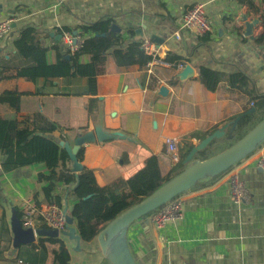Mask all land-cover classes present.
I'll list each match as a JSON object with an SVG mask.
<instances>
[{"label":"crops","instance_id":"crops-1","mask_svg":"<svg viewBox=\"0 0 264 264\" xmlns=\"http://www.w3.org/2000/svg\"><path fill=\"white\" fill-rule=\"evenodd\" d=\"M254 1L261 5V0ZM196 3L205 4L212 25L210 33L198 38L181 28L183 14ZM8 17L16 25L0 40V49L1 60H9L12 66L23 62L14 41L28 25L36 26L43 44L50 47L46 52L49 64L57 59V45L61 51L74 53L62 39L64 30L85 40L89 33L83 32V25L110 18L111 29L115 24V31L121 33L122 43L109 50L104 71L98 75L96 94L87 91V77L0 80V96L12 98L0 100V115L24 121L40 112L58 125L44 133L55 141H63L64 134L72 146L79 133L97 126L106 133L122 134L82 146L81 162L94 170L100 185L129 178L152 154L158 156L162 173H169L177 164L168 149L170 138L177 139L181 155L188 143L197 144L224 124L237 123L245 110L254 108L252 97L264 94V43L258 41L263 22L248 35L247 22L261 18L240 0H0V21ZM138 29L156 43L159 56L190 64L193 76L182 80L177 69L118 65L112 51L139 42ZM79 60L89 63L91 56L83 54ZM201 67L221 76L216 89L204 85ZM163 87L166 94L161 93ZM261 149L264 143L236 165L249 189V201L237 204L232 200L228 170L213 184L193 186L178 196L185 214L181 223L159 228L152 214L134 221L128 239L137 264H264V173L255 162ZM40 173H48L44 162L0 176V219L6 216L13 241L6 252L9 257H15L24 244L15 241L12 229L15 219L21 221L22 205L47 199ZM53 195L64 201L68 197L63 185ZM68 244L73 264H111L103 258L97 240L81 244L79 250L73 240L68 239ZM22 251L34 253L26 246ZM42 264H51V254Z\"/></svg>","mask_w":264,"mask_h":264},{"label":"trees","instance_id":"trees-1","mask_svg":"<svg viewBox=\"0 0 264 264\" xmlns=\"http://www.w3.org/2000/svg\"><path fill=\"white\" fill-rule=\"evenodd\" d=\"M240 1L247 3L252 11L259 14L264 26V0H261V5H258L254 0ZM112 20L110 18L101 19L83 25V32L89 33L85 37L83 46L74 53H70L68 50L61 51V47L57 45V59L51 64L46 61V52L50 47L43 44L37 27L34 25L22 27L14 45L23 62L21 65L12 66L9 60L2 59L0 61V80L14 77H25L32 80L38 77H87V91L96 94L98 75L104 71L106 56L112 47L121 44L123 40L121 33L111 30ZM258 41L264 43V30ZM68 54L69 56L66 57ZM83 54L91 56L89 63L80 62V56ZM112 54L120 66H129L130 64L143 66L150 59V56L141 50L138 41H133L125 49L115 48ZM168 59L174 60L173 58ZM6 71H9L8 74ZM200 79L209 89L214 90L217 88L221 76L211 68L201 67ZM7 96L8 94L0 96V100H8L9 96ZM252 98L255 100L253 104L255 109L249 112L248 109L245 110L237 123L231 124L221 138L213 139L204 149L199 150L194 159L203 160L226 149L264 119V94ZM9 101H12V98H9ZM18 105L17 97L15 99L17 109ZM57 128V124L51 122L40 112L32 113L24 121L0 115V153L2 155L0 176L20 166L44 162L48 173H40L39 178L45 181L43 190L46 200L54 199L53 192L59 186H65L68 197L65 198V201L58 199V202L62 205H69L68 211L74 218V226L81 236L82 245L97 240L99 232L109 222L182 172L188 165L183 160L195 145L192 142L188 143L185 151L181 153L180 161L165 175L161 171L158 156L152 154L147 158L145 165L129 178H119L107 185H100L93 169L84 166L80 172H75L65 146L44 135V133L52 132ZM60 139L66 142L68 140L64 134ZM214 146L216 149L209 153ZM83 152L84 149L81 147L77 154L80 161L83 159ZM224 173L208 176L198 181L195 186L211 185ZM69 199L72 203L68 201ZM150 214L152 213L143 217ZM43 227L47 226L43 225ZM68 239L66 236L41 235L37 242L32 241L19 245L20 252L15 257H9L6 252L10 250L13 241L6 216L3 215L0 219V264L16 263L19 257H23L30 263L36 260L42 264L49 254H51V264H73ZM25 246L34 253L25 255L23 251L21 252V248ZM41 256L42 258H40Z\"/></svg>","mask_w":264,"mask_h":264},{"label":"water","instance_id":"water-1","mask_svg":"<svg viewBox=\"0 0 264 264\" xmlns=\"http://www.w3.org/2000/svg\"><path fill=\"white\" fill-rule=\"evenodd\" d=\"M261 21V19L256 18L252 22H247V34H251L252 28ZM12 25L14 27L16 24L13 23ZM116 28L117 26L114 24L111 30L115 31ZM141 38L143 39L144 35L141 34V30L138 29L137 39L139 40ZM193 72L192 66L187 64L184 69L180 71L179 77L185 80L192 77ZM161 93L166 94L167 89L163 87ZM254 109L255 108H252L250 111ZM228 125L229 124L226 123L214 130L191 148L183 160V162L188 165L182 172L160 186L141 202L124 210L99 232L97 243L105 260L109 261L111 264H137L128 239V229L134 221L154 212L173 198L191 189L198 181L208 176H215L230 170L264 143L263 119L240 140L226 149L203 160L194 159L195 154L199 150L204 149L213 139L221 138L225 134ZM121 135L122 134L117 131L106 133L102 127L97 126L94 131L79 133L72 146L65 141H60V144L67 149L72 161L73 170L78 173L83 169L84 165L78 159L77 154L85 143L96 140L105 141L111 138H118ZM67 223L68 230L62 231L61 234L70 240H74L76 244L74 248L79 250L81 249V236L74 226V218L70 213H67ZM12 229L15 234L16 242H32L35 235L61 236L57 229L49 227H39L35 229L32 227L25 228L19 219H15Z\"/></svg>","mask_w":264,"mask_h":264},{"label":"built area","instance_id":"built-area-1","mask_svg":"<svg viewBox=\"0 0 264 264\" xmlns=\"http://www.w3.org/2000/svg\"><path fill=\"white\" fill-rule=\"evenodd\" d=\"M14 18L8 17L0 21V40L12 28ZM181 28L186 29L194 37H204L212 31V25L207 17L204 3H196L190 7L182 17ZM176 37L180 38L179 31ZM64 43L67 44L71 51H77L84 44V36L74 35L72 32L64 30L62 34ZM140 48L145 52L150 59L147 66H160L170 69L182 70L186 66V62L182 60H170L166 57L158 55L156 43L150 38L139 40ZM168 149L171 153V158L174 163H178L181 155L177 145L176 138H170ZM256 164L262 168L264 173V150H260L255 158ZM2 166V155L0 153V168ZM230 195L232 200L237 203L247 202L250 199V192L247 184L240 178V166H234L230 169L227 175ZM70 202V201H69ZM67 208V211H66ZM69 205H62L56 198L52 200L41 201L36 203L32 200L25 202L22 205V225L25 228H37L46 225L49 228L57 229L62 236V231L68 230L67 213ZM184 207L181 199L173 198L157 210L152 212V220L159 227L163 228L169 223H181L184 219ZM16 264H29L25 259L19 257Z\"/></svg>","mask_w":264,"mask_h":264},{"label":"rangeland","instance_id":"rangeland-1","mask_svg":"<svg viewBox=\"0 0 264 264\" xmlns=\"http://www.w3.org/2000/svg\"><path fill=\"white\" fill-rule=\"evenodd\" d=\"M215 149H216V148H215V146H214V147L209 151V153L212 152V151L215 150Z\"/></svg>","mask_w":264,"mask_h":264}]
</instances>
